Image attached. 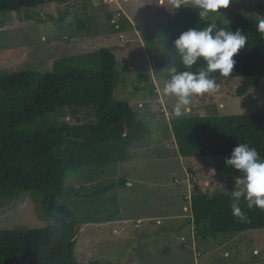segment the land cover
Wrapping results in <instances>:
<instances>
[{
	"label": "trees",
	"instance_id": "1",
	"mask_svg": "<svg viewBox=\"0 0 264 264\" xmlns=\"http://www.w3.org/2000/svg\"><path fill=\"white\" fill-rule=\"evenodd\" d=\"M74 1L0 0V18L16 13L21 20H31L39 16L38 6L54 3L65 5L66 12L59 18H48H53L55 24L62 23V17L73 13ZM197 13L187 7L181 11L180 20L138 27L155 73L160 79L170 80L173 70L198 72L206 67L203 58L190 69L180 63L173 46L183 31L212 24L228 31L240 30L247 42L233 57L236 63L232 74L224 77L217 71L210 78L239 77L235 93L245 95L264 77V32L259 30L264 21L241 15L225 22L202 19ZM71 23L77 24L78 30L87 29L88 22L82 17ZM128 27L130 22L123 18L115 31ZM120 73L109 48L58 58L50 72L0 70V206L25 194L41 203L45 216L53 221L44 227L0 229V264H80L75 245L81 226L108 219L102 213V196L125 187L127 180L103 181L100 186L93 183L105 175L110 165L127 161L134 144L149 133L131 106L115 95ZM148 87L149 97H154L155 86ZM82 111L86 115L82 124L60 119L70 114L80 120L78 114ZM168 123L179 156H230L237 144L247 143L264 157V113H184L172 115ZM72 179H81L82 184H69ZM232 193L190 194V221L196 239L264 229V211L248 209L243 197L240 207L245 218L234 215ZM98 212L104 217L96 219Z\"/></svg>",
	"mask_w": 264,
	"mask_h": 264
},
{
	"label": "rangeland",
	"instance_id": "2",
	"mask_svg": "<svg viewBox=\"0 0 264 264\" xmlns=\"http://www.w3.org/2000/svg\"><path fill=\"white\" fill-rule=\"evenodd\" d=\"M72 4L73 13L62 17V23L55 24L53 18L61 17L66 7L54 3L38 6L39 16L31 20H21L16 13L0 18V70L50 72L58 58L109 48L121 72L115 95L131 106L149 130L148 136L131 148L127 161L110 165L105 175L93 183L100 186L103 181L127 180L125 187L114 188L102 196L105 200L102 213L108 219L81 226L75 245L77 261L80 264H264V229L235 235L221 233L214 239L195 238L190 221V194L239 190L241 185L235 181L242 173L225 164V159L230 157L227 155H178L168 123L175 115L177 98L163 94L168 80L160 79L155 73L138 31V27L180 20L181 11L187 7L198 10L191 5L176 9L174 0H76ZM49 15L53 18H48ZM241 15L264 21V0H230L220 13L202 19L230 22ZM77 17L86 19V30L72 25ZM123 18L131 27L115 31ZM214 80L219 89L193 95L184 113L197 116L264 113V77L243 96L235 93L241 78ZM151 84L155 86L154 97L148 95ZM85 116L82 111L78 114L80 120L70 114L60 119L82 124ZM68 183L79 187L82 180L72 179ZM102 213L98 212L96 219L104 217ZM45 215L41 203L23 194L0 206V229L20 225L44 227L53 222Z\"/></svg>",
	"mask_w": 264,
	"mask_h": 264
},
{
	"label": "clouds",
	"instance_id": "3",
	"mask_svg": "<svg viewBox=\"0 0 264 264\" xmlns=\"http://www.w3.org/2000/svg\"><path fill=\"white\" fill-rule=\"evenodd\" d=\"M230 0H174L176 9L182 5H191L198 10L200 18H206L211 13H220V9L227 8ZM264 32V23L259 26ZM247 42V37L240 30L228 31L217 28L215 24L204 29L191 27L183 31L175 40L174 48L179 61L186 68L195 65L198 59L206 61V67L198 72H175L163 87V94L175 96L177 103L174 107L175 116L183 115V109L191 103L193 95H202L217 91L219 85L210 74L219 72L228 77L232 74L236 61L233 57ZM225 164L234 167L242 175L236 179L241 185L239 190L232 193L231 205L235 216L245 218L240 207L243 197L248 209L259 208L264 211V157L256 148L247 143H239L232 150Z\"/></svg>",
	"mask_w": 264,
	"mask_h": 264
}]
</instances>
